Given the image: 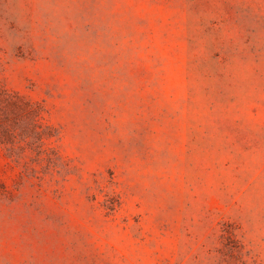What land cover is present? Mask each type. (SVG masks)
<instances>
[{"label":"rangeland","instance_id":"1","mask_svg":"<svg viewBox=\"0 0 264 264\" xmlns=\"http://www.w3.org/2000/svg\"><path fill=\"white\" fill-rule=\"evenodd\" d=\"M0 95V264H264V0H0Z\"/></svg>","mask_w":264,"mask_h":264},{"label":"trees","instance_id":"2","mask_svg":"<svg viewBox=\"0 0 264 264\" xmlns=\"http://www.w3.org/2000/svg\"><path fill=\"white\" fill-rule=\"evenodd\" d=\"M0 97L2 99H4L1 95H0ZM8 105H9V107H14V109H19V110H24L26 112H30V109H29V107H27L28 105L26 103L25 104L24 103L18 104L17 102H8Z\"/></svg>","mask_w":264,"mask_h":264}]
</instances>
